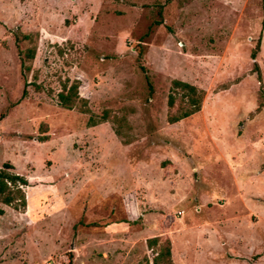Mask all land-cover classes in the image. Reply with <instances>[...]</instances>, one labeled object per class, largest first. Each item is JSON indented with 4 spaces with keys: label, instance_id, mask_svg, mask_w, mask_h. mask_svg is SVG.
I'll list each match as a JSON object with an SVG mask.
<instances>
[{
    "label": "rangeland",
    "instance_id": "obj_1",
    "mask_svg": "<svg viewBox=\"0 0 264 264\" xmlns=\"http://www.w3.org/2000/svg\"><path fill=\"white\" fill-rule=\"evenodd\" d=\"M263 18L264 0H0V166L28 181L24 210L0 202V264H152L154 236L186 264H264ZM174 79L203 98L170 123ZM74 80L85 112L58 103Z\"/></svg>",
    "mask_w": 264,
    "mask_h": 264
},
{
    "label": "trees",
    "instance_id": "obj_2",
    "mask_svg": "<svg viewBox=\"0 0 264 264\" xmlns=\"http://www.w3.org/2000/svg\"><path fill=\"white\" fill-rule=\"evenodd\" d=\"M24 37L30 38L28 35H25ZM259 45L260 43L257 42V49L259 48ZM255 51L256 50H253L252 57H255ZM22 53H24L25 58L31 60L34 58L35 48H27L24 52L19 49V54L21 55ZM23 62L24 58L22 60V63ZM139 67L145 71L143 65H140ZM145 79L149 89L151 90L152 85L148 75H145ZM67 83L64 82L61 90L57 93L58 103L62 107L70 109L74 107L77 102H81L83 104V106H81V111H87V108H84L86 99L78 95V81L74 80L69 86ZM178 93H180L181 97L185 100L186 106L181 107L177 112L168 113L167 121L170 123L186 118L199 111L201 108L203 93L190 83L174 79L171 82V88L167 98V106L169 109H172L175 106L176 94ZM106 118L107 114L105 112L102 115V120H106ZM12 169L13 166L9 162H4L0 166V202L10 205L17 210H24L26 206L24 187L28 185V181L23 175L13 172ZM146 243L148 248L154 252L152 264H175L171 255V242L169 238L154 236L148 238Z\"/></svg>",
    "mask_w": 264,
    "mask_h": 264
},
{
    "label": "crops",
    "instance_id": "obj_3",
    "mask_svg": "<svg viewBox=\"0 0 264 264\" xmlns=\"http://www.w3.org/2000/svg\"><path fill=\"white\" fill-rule=\"evenodd\" d=\"M185 245H189L190 243L187 242V240H184ZM188 250H177V256H174L173 252L171 251L172 259L175 264H186L188 262L189 254Z\"/></svg>",
    "mask_w": 264,
    "mask_h": 264
}]
</instances>
